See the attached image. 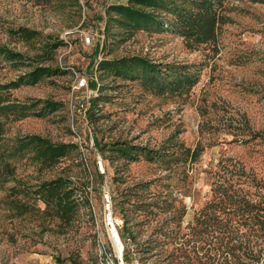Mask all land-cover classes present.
Masks as SVG:
<instances>
[{
  "label": "rangeland",
  "instance_id": "obj_1",
  "mask_svg": "<svg viewBox=\"0 0 264 264\" xmlns=\"http://www.w3.org/2000/svg\"><path fill=\"white\" fill-rule=\"evenodd\" d=\"M117 1L34 5L0 0V264H111L104 258L114 254L104 195L109 192L113 205L121 190L148 180L151 191L169 195L171 207L157 216L132 213L140 224L133 228L135 241L124 247L123 255L126 248L130 251L128 263L168 264L162 261L164 250L181 246L189 259L179 262L221 264L219 255L208 262L200 242L169 241L154 251L161 253L146 257L135 250L173 212L184 210L180 229L185 232L212 200L218 176L252 199L264 194V0H225L227 21L217 40L194 50L185 46L179 30L170 28L171 10L185 1L164 0L166 7L155 10L153 22L133 28L121 27L112 20L114 12L108 14ZM20 28L34 32L33 37L20 35ZM121 58L155 66L156 81L139 64L128 78L102 65ZM185 76L191 86L158 89L157 82ZM32 135L75 147L56 166L41 170L34 148L26 144ZM173 135L200 154L195 160H172L165 169L151 156ZM96 142L140 149L130 159H113L106 150L110 159L103 160ZM61 172L79 189L76 199L85 197L89 205L79 206L69 224L59 225L42 213L44 204L32 191ZM12 186L22 193L10 195ZM16 203L27 204L28 211L19 215L23 209L14 208ZM172 227L170 221L167 228ZM250 242L257 243L256 237ZM258 242L264 246V240ZM246 264H264V259Z\"/></svg>",
  "mask_w": 264,
  "mask_h": 264
},
{
  "label": "trees",
  "instance_id": "obj_2",
  "mask_svg": "<svg viewBox=\"0 0 264 264\" xmlns=\"http://www.w3.org/2000/svg\"><path fill=\"white\" fill-rule=\"evenodd\" d=\"M31 2L34 5H48L53 0H23ZM185 4L175 6L171 13L174 16L172 31L179 30L185 46L194 50L202 44L215 42L219 35L221 25L227 21V18L222 14L223 3L225 0H183ZM164 6V0H128L127 4H115L108 8V14L114 12L117 18H112L123 28L137 27L141 21L150 22L155 20V10ZM149 8L150 11L145 9ZM111 19V18H110ZM169 27V26H167ZM18 33L26 38H31L34 32L27 28H20ZM99 45L96 46V51ZM6 53L11 52L7 49L3 50ZM135 64H139L142 68H146L151 75L150 80L156 81L157 69L155 66H150L145 61L133 62L132 60L121 58L119 60H106L102 63L105 68H109L115 75H125L131 77ZM155 76V77H154ZM190 78L185 76L174 81L165 83L157 82L159 90L169 89L170 91H178L189 83ZM27 145L34 148V157L39 163V168L49 169L56 166L61 159L70 152L75 146L70 143L58 142L53 143L50 140L32 135L28 137ZM98 147L103 160H109L106 155V150L114 155L113 159L132 158V154L137 151L135 146H130L121 142L99 146V142L95 143ZM146 150V149H145ZM200 154L199 148H186L181 143L175 140V136H170L167 145L157 150L154 156L167 165L168 169L170 161H180V159L195 160ZM11 169L9 174L13 175ZM63 173V174H62ZM70 175L61 172L57 177L51 180H44L34 185L32 194L35 200H39L44 204L43 214L51 218L57 219L58 224H69L79 206L89 205V200L83 197L81 200L76 199L74 181L68 177ZM102 177V176H101ZM218 181L213 183V198L207 202L194 216L192 222H189L186 231L180 229L181 218L185 215L184 210L178 214L173 212L168 219L160 221L155 227L151 236L147 237L137 248L144 257L146 255H155L161 246L166 245L169 241L178 245H189L190 243H203L201 249H205V256L208 262L215 258L222 259L221 264H246V260L258 262L264 259V246H261L264 240V194H258L257 199L250 198L246 193L240 192L234 187V184L227 183L226 178L218 176ZM220 181V182H219ZM152 180L145 182H137L121 190L113 198L114 211L120 215L122 225L119 229L120 238L125 242L127 240L134 242L135 235L133 228L140 224L136 222L132 213L137 215L157 216L161 213H167L171 204L168 194L161 190L151 191L150 185ZM259 187V186H258ZM264 189V188H262ZM10 195L22 193L16 186L9 188ZM19 202V201H17ZM14 208L23 209L19 215L28 211L27 204H14ZM17 205V206H16ZM22 207V208H19ZM24 207V208H23ZM170 221L173 222L171 229ZM245 229L244 232H241ZM255 236L257 243L250 245V237ZM247 237V241L242 242L240 239ZM245 243V244H244ZM247 243V244H246ZM167 254L162 261H168L171 264L173 261H178L180 258L189 259L187 251L181 246H178L170 253L164 250ZM214 253V256L210 255ZM125 262L130 259V251L126 248L123 255ZM184 264L179 262L177 264Z\"/></svg>",
  "mask_w": 264,
  "mask_h": 264
},
{
  "label": "built area",
  "instance_id": "obj_3",
  "mask_svg": "<svg viewBox=\"0 0 264 264\" xmlns=\"http://www.w3.org/2000/svg\"><path fill=\"white\" fill-rule=\"evenodd\" d=\"M86 41H90L88 38H86ZM83 85V84H82ZM97 166L100 170L103 171L102 168V163L101 161L97 162ZM104 201H105V214H104V222L105 225L108 228V232H109V237L111 240V244L113 246L114 249V254L111 256V254L109 256H105V262H107V260H109V262L111 264L114 263V261L116 262V264H129L128 262H125L123 260V251H124V247H125V242L120 238V234H119V229L122 225V220L117 219L112 212V202H111V196L109 194V192H106L104 195ZM130 240H127V244L129 245ZM121 246L122 251H120L119 253H116V247ZM111 257V258H109ZM108 264V262L106 263Z\"/></svg>",
  "mask_w": 264,
  "mask_h": 264
},
{
  "label": "crops",
  "instance_id": "obj_4",
  "mask_svg": "<svg viewBox=\"0 0 264 264\" xmlns=\"http://www.w3.org/2000/svg\"><path fill=\"white\" fill-rule=\"evenodd\" d=\"M116 4H127V0H120V1H117Z\"/></svg>",
  "mask_w": 264,
  "mask_h": 264
},
{
  "label": "bare ground",
  "instance_id": "obj_5",
  "mask_svg": "<svg viewBox=\"0 0 264 264\" xmlns=\"http://www.w3.org/2000/svg\"><path fill=\"white\" fill-rule=\"evenodd\" d=\"M120 251H122L121 246L119 245L118 247H116V253H119Z\"/></svg>",
  "mask_w": 264,
  "mask_h": 264
}]
</instances>
